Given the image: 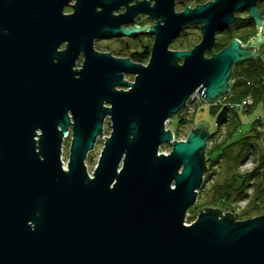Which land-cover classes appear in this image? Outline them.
<instances>
[{
  "label": "water",
  "instance_id": "water-1",
  "mask_svg": "<svg viewBox=\"0 0 264 264\" xmlns=\"http://www.w3.org/2000/svg\"><path fill=\"white\" fill-rule=\"evenodd\" d=\"M69 1L0 0V264H264V214L237 220L202 207L185 223L210 133L198 124L176 140L165 128L193 93L211 102L229 90L234 64L258 56V0L180 11L175 0H139L117 15L131 0H75L62 14ZM242 9L259 29L254 40L235 37L206 56ZM140 12L155 19L145 64L93 49L107 33L133 34L120 25ZM188 23L200 25V40L170 49ZM106 117L89 175L85 158Z\"/></svg>",
  "mask_w": 264,
  "mask_h": 264
},
{
  "label": "rangeland",
  "instance_id": "rangeland-1",
  "mask_svg": "<svg viewBox=\"0 0 264 264\" xmlns=\"http://www.w3.org/2000/svg\"><path fill=\"white\" fill-rule=\"evenodd\" d=\"M186 3L190 4L192 2L188 0V2ZM257 6L259 7L258 9L261 12V15L264 17V0H260V2L257 3ZM182 7L183 5L175 6V9L177 11H180ZM247 11V9H243L236 12L235 15L238 18H242L247 16ZM239 21L238 23L240 24L241 21ZM232 24L233 23L226 26L229 27V29L226 28L227 30H223L222 32L216 34V38H229V40H231L232 38L236 37L242 44H246L247 42H250V39L254 40V37L259 32L258 28L250 27V25L242 26V28H240L238 31H232V29H234ZM250 29H252V31H250ZM248 32H251L252 35L247 36ZM261 34L264 35V28H262ZM200 38V25L190 24L189 26L182 28L174 36V38L169 44V48L190 49L195 43L200 40ZM256 45L257 49L260 50L258 56H262L264 60V42L260 43L259 46L258 44ZM118 50L119 49H116L115 51L118 52ZM249 50H252V47H250ZM217 51L219 50H217L216 47H212L211 50L206 51L205 55L210 56L212 53H215ZM262 64L264 65L263 62ZM133 77V74H125L124 79L126 81H132ZM239 77L242 79L243 76L233 73L232 67L229 79V90L226 93L217 97L211 102L203 101L197 96L198 94L195 93L197 94V97H195L188 104L184 105L180 109V111H178V113H176L172 118L168 119L165 123V128H168L172 131L173 138L176 140L185 139L188 132L191 130V126L193 129L196 128L198 124H202L210 133L206 141V147L204 152L206 170L203 176L205 177H203V183L198 190L196 201L193 205L188 208L185 214L186 224H189L197 218L199 208H201V212L205 211V209H203L202 207L220 209L222 215L224 214V212L228 211L233 214L236 217L234 219L237 220H243L246 218H251L260 214H264V137L262 140H258L257 148H251L244 152L241 162L239 163V165L236 166V168L231 169L230 166H228L229 161L226 158H220L217 162V160L210 161L211 159L209 157L215 155L216 151L213 150L217 148V144L221 145V142L224 138L231 136L232 139H236L242 134H247L249 132V128L251 127V122L255 121V127L257 129L264 130V125H262L263 121L257 120V118L259 117H264V95L256 97L257 99L255 101L251 93L247 92L246 94L238 97V99H234L233 90L231 89V86L233 83L236 82ZM247 83L253 84V82L250 80L247 81ZM119 88H126V86H122ZM248 97L250 102L247 103L249 101L247 100L245 102L246 104L244 103L243 106L238 105V107L234 105V107H226L225 105L221 104H225L226 101L231 102L235 100H238V102H240L239 100L247 99ZM212 109L216 111L212 112ZM222 109L227 110L228 116L237 117L239 119L238 129L231 127L228 121L217 125L216 115ZM234 114H236V116ZM109 132L110 121L108 117H106L103 122L102 134L96 138L94 147L87 153V156L85 158L86 169L89 175H91L94 170L97 158L103 147L104 137L107 136ZM232 133H235L233 137L231 135ZM69 136L70 134H68L64 138L62 145V160L64 165L66 164L68 157V150L70 144ZM169 150V143H164L160 147V152L167 153L169 152ZM234 150L235 149H233V151ZM233 173L242 174L246 176L248 175V179L245 182V186L242 187L243 194L240 195V197L233 198L234 195H236V190H232L233 193L231 196H229L228 199H226L225 201H222L221 199L217 200V196L216 194H214L216 190L219 191L215 187L216 184H222L225 181L229 183Z\"/></svg>",
  "mask_w": 264,
  "mask_h": 264
},
{
  "label": "trees",
  "instance_id": "trees-1",
  "mask_svg": "<svg viewBox=\"0 0 264 264\" xmlns=\"http://www.w3.org/2000/svg\"><path fill=\"white\" fill-rule=\"evenodd\" d=\"M258 2H260V0H258ZM239 20L241 21L240 24L238 23ZM232 25L234 28L232 29V31H236V30L238 31L240 28H242V26L250 25V27H255L254 22L250 18L244 19L237 17V19L233 22ZM226 28L229 29V27H223L216 34L222 32L223 30H227ZM250 31H252V29H250ZM251 35H252L251 32H248L247 36H251ZM229 42H230L229 38H222V39L216 38L213 47H216L217 50H220L224 46H226ZM262 62L264 63L262 56H258L256 58L254 57L240 61L233 65V73L243 76L242 79L239 77L236 80V82L233 83L231 86V89L233 90L234 99H238V97L246 94L247 92L251 93L255 101L257 99L256 97L264 95V78H263L264 65L262 64ZM249 80L252 81L253 84H248L247 81ZM215 111L216 110L212 109V112ZM234 115L236 116V114ZM238 120L239 119L237 117L228 116L226 109L220 110L216 115L217 125L228 121L231 127L238 129L239 128ZM257 120L263 121L262 125H264V117L263 118L259 117L257 118ZM234 134L235 133L231 134L232 137L234 136ZM263 137H264V130L257 129L255 127V121L251 122V127L249 128V132L247 134H242L236 139H232L231 136L230 137L228 136L222 140L221 145L217 144L216 145L217 148L213 150L216 151L215 155L209 156L211 159L210 161L217 160L218 162L220 158H226L229 161L228 166H230L231 169L236 168V166L239 165V163L241 162L244 152L251 148L252 149L257 148L258 140H262ZM233 149L235 150L233 151ZM247 179H248V175L246 176L242 174L233 173L229 183L225 181L222 184H216L215 187L219 190V191L216 190L217 192L215 191L214 193L217 196V200L221 199L222 201H225L226 199L229 198V196L232 195L233 193L232 190L233 191L236 190L235 191L236 195H234L233 198L240 197V195L243 194L242 187L245 186V182ZM226 217L232 218L230 214H227Z\"/></svg>",
  "mask_w": 264,
  "mask_h": 264
},
{
  "label": "flooded vegetation",
  "instance_id": "flooded-vegetation-1",
  "mask_svg": "<svg viewBox=\"0 0 264 264\" xmlns=\"http://www.w3.org/2000/svg\"><path fill=\"white\" fill-rule=\"evenodd\" d=\"M136 1H139V0H131L130 2H128L127 5L119 6L117 9L112 11V14L117 15V14H121L125 12L126 7L133 5L134 3H136ZM189 1H191L192 3L190 4L186 3L188 2V0H175V6L183 5L182 9L186 6H190L191 8H193L196 4H201L208 0H189ZM74 2L75 0H70L66 5H64L62 9V14L66 15V14L72 13L73 12L72 5L74 4ZM152 3L153 1H151V4ZM175 6H174V9H175ZM96 9L99 10V7H97ZM175 11L177 10L175 9ZM242 18L245 19L248 17L245 16ZM236 19H237V16H236ZM154 24H155V19L150 18L145 13H142V12L137 13L132 18L131 22L123 23L120 25V29L121 28L134 29L135 32L133 34H123L120 31L116 34L107 33L101 37H97L93 39V49L99 52H103V53L109 52L111 55L116 56V57L129 58L130 61L132 62L145 64L150 55L151 45H152L153 38H154L153 34L149 31V27ZM190 24H193V23H188L184 25L182 28H185L189 26ZM145 37H146V40H145ZM64 46H65V42L61 43L58 50H62ZM116 49H119L118 52L115 51ZM82 59H83V55L80 53V55L75 61V65H74L75 68L80 67ZM68 131L70 134V127Z\"/></svg>",
  "mask_w": 264,
  "mask_h": 264
},
{
  "label": "built area",
  "instance_id": "built-area-1",
  "mask_svg": "<svg viewBox=\"0 0 264 264\" xmlns=\"http://www.w3.org/2000/svg\"><path fill=\"white\" fill-rule=\"evenodd\" d=\"M197 94H192L189 98H188V100H187V102H186V104H188L190 101H192L195 97H199V95H197ZM200 98V97H199ZM219 99V98H218ZM247 100H249V97L247 98V99H243V100H239L240 102H238V100H235V101H226V103L224 104V103H221V104H223V105H225L226 107L227 106H231V107H234V105H236V106H238V105H240V106H243L244 105V103L247 101ZM250 102V100L247 102V103H249ZM185 104V105H186ZM246 104V103H245ZM239 107V106H238Z\"/></svg>",
  "mask_w": 264,
  "mask_h": 264
},
{
  "label": "bare ground",
  "instance_id": "bare-ground-1",
  "mask_svg": "<svg viewBox=\"0 0 264 264\" xmlns=\"http://www.w3.org/2000/svg\"><path fill=\"white\" fill-rule=\"evenodd\" d=\"M63 165H64V163H63Z\"/></svg>",
  "mask_w": 264,
  "mask_h": 264
}]
</instances>
